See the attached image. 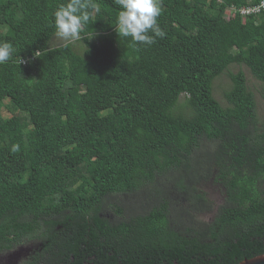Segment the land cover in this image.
<instances>
[{
	"label": "trees",
	"instance_id": "trees-1",
	"mask_svg": "<svg viewBox=\"0 0 264 264\" xmlns=\"http://www.w3.org/2000/svg\"><path fill=\"white\" fill-rule=\"evenodd\" d=\"M262 1L160 0L166 35L148 46L118 35L114 0H92L80 54L50 46L66 0H0V41L15 50L0 64V257L28 245L22 264L264 256L257 101L242 71L227 107L214 96L234 65L264 84Z\"/></svg>",
	"mask_w": 264,
	"mask_h": 264
},
{
	"label": "clouds",
	"instance_id": "clouds-1",
	"mask_svg": "<svg viewBox=\"0 0 264 264\" xmlns=\"http://www.w3.org/2000/svg\"><path fill=\"white\" fill-rule=\"evenodd\" d=\"M119 11L115 29L120 37L131 38L133 43L152 45L156 38L166 33L159 26L158 17L162 14L160 0H114ZM100 8L92 0H66L53 13L56 35L76 40L90 25L93 12ZM14 46L9 41H0V64L9 61L14 54ZM11 152L20 151L19 144L11 146Z\"/></svg>",
	"mask_w": 264,
	"mask_h": 264
},
{
	"label": "rangeland",
	"instance_id": "rangeland-1",
	"mask_svg": "<svg viewBox=\"0 0 264 264\" xmlns=\"http://www.w3.org/2000/svg\"><path fill=\"white\" fill-rule=\"evenodd\" d=\"M69 43H72L75 47V50L78 51L80 54H82L85 51V44L83 43V40L81 39V37L79 39H76V40H71V39H64V38H61V37L55 35L51 41L50 46H51V48H58V47H61L65 44H69ZM240 71H242L245 74V76L247 78V82H248V87H249L250 91L255 95V98L257 101V107H258L259 121L261 124H264V84H262L261 82L256 80L247 67H244V66L240 67V66H236V65L231 66L227 73H225L222 77H220L219 79H217L215 81V83H214V96L220 102V104L223 107H227L228 104L225 100L224 93L227 92L228 90H230V88L232 86L229 74H237ZM181 101L183 102L184 98H182ZM7 104H8V101H6L4 103V106L1 109L3 112V116L6 119H9L12 117V115L8 112V110L6 108ZM207 192H208L209 199L215 205H218L221 202V198H220V194H219L218 190H216L215 188L210 186L207 188ZM23 249L25 251H28L27 254H30L33 250V245L24 246ZM19 251H20V249L14 251L12 253H16ZM12 253L4 256V258L8 257ZM23 258H25V256H22L20 258L21 262L23 261L22 260Z\"/></svg>",
	"mask_w": 264,
	"mask_h": 264
},
{
	"label": "water",
	"instance_id": "water-1",
	"mask_svg": "<svg viewBox=\"0 0 264 264\" xmlns=\"http://www.w3.org/2000/svg\"><path fill=\"white\" fill-rule=\"evenodd\" d=\"M10 257L12 258V260H14L12 264H17L15 263V261L20 260L21 255L19 254V252H16V253H12ZM241 264H264V256H259L251 260H246Z\"/></svg>",
	"mask_w": 264,
	"mask_h": 264
},
{
	"label": "flooded vegetation",
	"instance_id": "flooded-vegetation-1",
	"mask_svg": "<svg viewBox=\"0 0 264 264\" xmlns=\"http://www.w3.org/2000/svg\"><path fill=\"white\" fill-rule=\"evenodd\" d=\"M27 253H28V251H25L23 249V247L20 248L19 254L21 255V257L25 256V258L22 259L23 260L22 262H21V259H20L18 261H15V263L22 264L24 261L28 260L30 254H27ZM13 262H14V260H12L10 255L8 257H5V258H4V256L0 257V264H12Z\"/></svg>",
	"mask_w": 264,
	"mask_h": 264
},
{
	"label": "built area",
	"instance_id": "built-area-1",
	"mask_svg": "<svg viewBox=\"0 0 264 264\" xmlns=\"http://www.w3.org/2000/svg\"><path fill=\"white\" fill-rule=\"evenodd\" d=\"M260 7H261V8H264V0L262 1V4H261ZM229 11H230V10H229ZM257 11H259V9H258V10H257V9H255V10H242V14H253V13L257 12ZM234 12H235V11L231 10V13H234ZM229 19H230V16L227 17V20H229ZM31 60H34V58H32ZM23 63L26 64L27 61H23Z\"/></svg>",
	"mask_w": 264,
	"mask_h": 264
}]
</instances>
